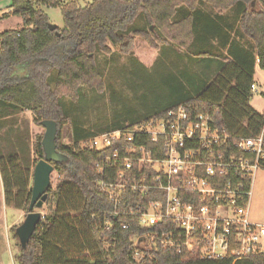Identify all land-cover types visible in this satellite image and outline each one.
I'll return each instance as SVG.
<instances>
[{
    "label": "trees",
    "instance_id": "trees-1",
    "mask_svg": "<svg viewBox=\"0 0 264 264\" xmlns=\"http://www.w3.org/2000/svg\"><path fill=\"white\" fill-rule=\"evenodd\" d=\"M9 7L23 26L0 33V118L30 111L39 126L56 121V148L65 156L51 162L59 179L48 190L46 214L26 250L16 234L19 225L11 228L19 264H264V253L234 261L232 254L205 259L198 251L161 247L141 248L136 259L134 241L145 230L136 216L112 214L115 206L98 185L102 176L113 181L121 163L107 160L111 151L81 146L98 133L149 119L123 120L113 110L97 131L82 119V106L89 109L90 99L101 102L106 87L97 52L111 55L117 48L131 55L138 37L160 51L153 66L171 74L170 100L155 116L184 104L191 115L210 112L212 123L237 139L259 135L264 113L250 102L257 67L264 71V0H93L85 6L78 0H10ZM45 7L61 8L64 27L50 29ZM231 9L232 18L224 14ZM139 17L144 22L138 27ZM87 87L96 90L94 97L87 96ZM67 123L72 144L63 141ZM44 134L32 142L34 155L22 132L15 135L14 150L0 149L5 203L26 215L33 170L45 156Z\"/></svg>",
    "mask_w": 264,
    "mask_h": 264
},
{
    "label": "built area",
    "instance_id": "built-area-1",
    "mask_svg": "<svg viewBox=\"0 0 264 264\" xmlns=\"http://www.w3.org/2000/svg\"><path fill=\"white\" fill-rule=\"evenodd\" d=\"M251 88L264 91L256 82ZM81 146L111 151L107 160L121 163L113 181L102 176L98 185L115 206L112 214L136 216L145 230L134 241L136 259L142 237L143 249H186L205 259L232 254L237 261L264 253V223L250 217L254 177L264 162V128L237 139L214 125L210 112L191 115L180 104L98 133Z\"/></svg>",
    "mask_w": 264,
    "mask_h": 264
},
{
    "label": "rangeland",
    "instance_id": "rangeland-1",
    "mask_svg": "<svg viewBox=\"0 0 264 264\" xmlns=\"http://www.w3.org/2000/svg\"><path fill=\"white\" fill-rule=\"evenodd\" d=\"M82 6L91 3L93 0H78ZM10 0H0V33L10 29H20L23 26V20L20 16L13 13V9L9 7ZM208 11L216 13L210 6L204 5ZM46 13L49 15L51 23L64 27V19L61 8L59 7H45ZM224 14H228L230 18L234 17L233 10H227ZM142 17L137 20L136 26L143 24ZM236 25V24H235ZM234 36L236 34L232 32ZM111 55H107L101 51L97 52V58L101 68L105 73V91L101 95V102L89 100L88 107H83L82 119L87 123L86 126L93 131H97V125L104 124L106 120L111 118L112 112L118 115L120 119H142L152 118L156 115L157 111L164 109L167 102L170 100L165 98L167 90V80L170 73H161L159 68L153 66V63L158 59L159 51L153 48L150 43L142 38L136 39L134 53L131 55L123 54L117 48ZM187 54L189 52L186 50ZM181 68L173 69V73L178 74ZM189 70L198 71L199 68L189 66ZM158 71V72H157ZM256 83L259 88L264 90V71L257 67ZM88 88V87H87ZM96 91V90H95ZM94 90L88 88L87 96L94 97L96 94ZM250 105L254 110L260 114L264 113V97L260 93H255ZM26 111L16 112L12 114L9 119L0 120V124L6 125L1 128L0 125V149L14 150L17 147V142L14 140L16 130H13V124H20L23 128L29 125V120L26 119ZM23 114V115H21ZM1 119V118H0ZM9 126V127H8ZM44 131L42 126L35 124L33 139L38 134ZM63 141L66 144H72V125L65 124L62 131ZM34 141V140H33ZM59 176L57 172H53L51 182L53 189ZM0 177V224L4 223V217L12 220L20 212L19 209L14 207H3V189ZM43 214H46L47 205L44 203L40 209ZM250 217L252 221L264 223V169L260 168L256 173L252 185V197L250 203ZM24 220V219H23ZM22 220V221H23ZM17 241V240H16ZM18 243V241H17ZM14 246V245H13ZM17 248V249H16ZM20 252L19 245L12 248L11 254L7 250V259L3 264H19L17 255Z\"/></svg>",
    "mask_w": 264,
    "mask_h": 264
},
{
    "label": "water",
    "instance_id": "water-1",
    "mask_svg": "<svg viewBox=\"0 0 264 264\" xmlns=\"http://www.w3.org/2000/svg\"><path fill=\"white\" fill-rule=\"evenodd\" d=\"M49 27L51 30H55L58 26L50 23ZM42 125L45 128V134L42 141L45 156L35 164L29 213L16 229L20 245L25 250L27 249L28 242L34 234L38 224L44 217L39 210L47 201L49 196L48 190L52 185L51 176L53 172H55V168L51 162L65 159V156L57 151L56 148L58 131L57 122L54 120H44L42 121ZM146 243L147 238L142 237L138 241V246L143 249L145 248Z\"/></svg>",
    "mask_w": 264,
    "mask_h": 264
},
{
    "label": "crops",
    "instance_id": "crops-1",
    "mask_svg": "<svg viewBox=\"0 0 264 264\" xmlns=\"http://www.w3.org/2000/svg\"><path fill=\"white\" fill-rule=\"evenodd\" d=\"M159 55H160V53H159ZM170 60L171 59L168 60V63L170 62ZM157 61H158V59L153 63V65ZM25 113H27L26 117H28L26 119L29 120V125L27 124V127L23 128L19 123L16 125L13 124L12 126L9 124V126L12 127L13 130L18 131L20 134H21V132L24 135L27 134V136L29 138L28 144L31 146V147L29 146L31 148V154L34 155V148H33V144H32V142L34 140L33 139V132H34V126H35L34 115L30 111H26ZM21 115H23V114H21ZM11 116L12 115H8V117H3L0 120L6 119V118L9 119ZM0 125H1V128L2 127L5 128V126H6V125H3V123ZM18 132H16V133H18ZM15 135H14V139H15ZM0 177H1V172H0ZM1 181H2V178H1ZM1 185H2V189H3V197H4L3 181H2ZM3 203H4L3 207L5 209L8 206L5 203V197H4ZM8 207H12V206H8ZM19 211L20 212L14 217V219L10 220L7 217H4V223L0 224V264H3L5 259L8 258L7 254H6L7 250H9V253L11 254L12 248L14 246H16V247L18 246L16 239L13 238L11 228L15 225H20L24 221L23 219H25V217H26L25 211H23V210H19ZM39 211L42 212L41 210H39ZM42 214H43V212H42Z\"/></svg>",
    "mask_w": 264,
    "mask_h": 264
}]
</instances>
